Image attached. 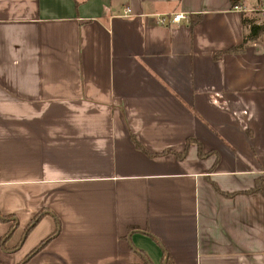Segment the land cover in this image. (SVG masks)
Here are the masks:
<instances>
[{"label": "crops", "instance_id": "0c3cea01", "mask_svg": "<svg viewBox=\"0 0 264 264\" xmlns=\"http://www.w3.org/2000/svg\"><path fill=\"white\" fill-rule=\"evenodd\" d=\"M263 10L0 0V264H264Z\"/></svg>", "mask_w": 264, "mask_h": 264}, {"label": "trees", "instance_id": "16d2710c", "mask_svg": "<svg viewBox=\"0 0 264 264\" xmlns=\"http://www.w3.org/2000/svg\"><path fill=\"white\" fill-rule=\"evenodd\" d=\"M258 12H254L251 16L252 17H247L245 16L243 18V27L245 29V31L247 32L244 35L243 41L240 44V46H238L237 48H233L231 50H229V53H239L240 51H244L247 46L255 41H260L264 44V20H262V18L259 16H257ZM259 15V14H258ZM131 142H133L134 147L141 151L143 154L151 157L146 151L145 149L142 147V145L136 140L135 137L131 136L130 137ZM186 145L184 148V151L181 154H176L173 153V155L178 159L181 160L188 147L195 142L192 139H187L186 140ZM198 151H199V156H201V151H200V146H198ZM166 153H169L168 151H166ZM164 153V154H166ZM254 188L250 191L244 192L245 194H261L262 196H264V185L262 182V179H260L259 181H256L254 184ZM42 217V214H38L36 215L30 222L29 227L27 228L26 232L30 231V229L37 223V220H39V218ZM0 219H6V218H1ZM50 237L48 239H46V241H44L43 243H41V245L39 247H37L36 249H34L32 251V253L35 252H39L45 245L46 243L49 241ZM22 264V263H20Z\"/></svg>", "mask_w": 264, "mask_h": 264}, {"label": "built area", "instance_id": "2783aa9c", "mask_svg": "<svg viewBox=\"0 0 264 264\" xmlns=\"http://www.w3.org/2000/svg\"><path fill=\"white\" fill-rule=\"evenodd\" d=\"M235 10H238V8H235ZM131 14V11L129 8H126L125 11H124V17H129V15ZM260 16L262 17V19L264 20V10L263 11H260ZM172 23H175L177 24L178 22H180L182 19H185L182 15L180 14H177L176 16H173L172 18ZM166 22V19L164 17L162 18H158L157 20V23L159 25H162L163 23Z\"/></svg>", "mask_w": 264, "mask_h": 264}]
</instances>
